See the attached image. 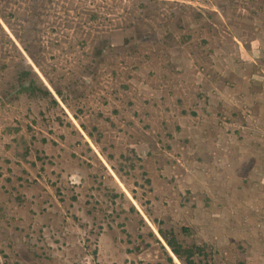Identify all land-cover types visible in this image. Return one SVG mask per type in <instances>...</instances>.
<instances>
[{
    "label": "rangeland",
    "instance_id": "obj_1",
    "mask_svg": "<svg viewBox=\"0 0 264 264\" xmlns=\"http://www.w3.org/2000/svg\"><path fill=\"white\" fill-rule=\"evenodd\" d=\"M0 264H264V0H0Z\"/></svg>",
    "mask_w": 264,
    "mask_h": 264
},
{
    "label": "trees",
    "instance_id": "obj_2",
    "mask_svg": "<svg viewBox=\"0 0 264 264\" xmlns=\"http://www.w3.org/2000/svg\"><path fill=\"white\" fill-rule=\"evenodd\" d=\"M31 89L34 90V87H31V84L29 85H21V89ZM166 242L167 244L170 246L172 252L174 253V255H177L178 257H185L187 259H189L190 263L195 262V260H193V257H195L196 255L198 256H204L206 255L204 246H200L198 244H194L192 245V247H187L184 246L183 243L178 242V239L173 237H166ZM200 254V255H199ZM168 259L170 262H173V258L171 256H168Z\"/></svg>",
    "mask_w": 264,
    "mask_h": 264
}]
</instances>
